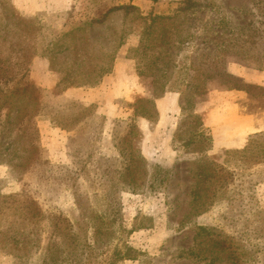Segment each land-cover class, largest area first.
<instances>
[{"label":"rangeland","instance_id":"374dc122","mask_svg":"<svg viewBox=\"0 0 264 264\" xmlns=\"http://www.w3.org/2000/svg\"><path fill=\"white\" fill-rule=\"evenodd\" d=\"M138 1L144 0H0L4 20L38 23L36 47L22 50L21 63L48 100L34 120L49 166L44 172L38 164L24 171L16 166L13 172L0 162V264H264V164L241 168L229 157L235 149L211 152L203 138L207 127L203 137L184 143L197 132L192 101L204 100L209 89L243 86L228 64L264 67V0H149L155 1L150 12ZM14 24L28 44L33 28ZM130 33L139 35L125 54L136 87L122 88L124 94L112 100L74 99L79 87L97 90ZM52 37L75 44L51 69L41 56ZM75 50L86 52L85 63H73ZM95 60L103 71L94 86L56 93L61 71L70 75L74 68L73 78H79L78 70ZM45 64L56 78L50 88L31 78L45 75ZM244 87L256 101L248 109L261 110L264 88ZM169 92L179 94L181 111L165 126L154 98ZM3 118L0 152L17 149L27 156L30 134L16 132L17 120L13 126ZM133 156V189L112 188L117 176L101 189L102 159L115 168ZM207 159L224 166L223 173L239 175L210 204L211 190L200 183Z\"/></svg>","mask_w":264,"mask_h":264},{"label":"trees","instance_id":"16d2710c","mask_svg":"<svg viewBox=\"0 0 264 264\" xmlns=\"http://www.w3.org/2000/svg\"><path fill=\"white\" fill-rule=\"evenodd\" d=\"M108 12L109 10L105 12L103 16H106ZM4 16H6V14H4L3 11L0 13V117L4 114L3 120L8 122V124H13V126L16 124L15 122L17 120V126H15V130H17L16 132L21 130L24 134H30L29 136L31 138L28 140V148L25 151L27 156L21 154L17 149H12L7 154L0 152V162L5 163L13 172L15 170L14 167L16 166L23 167L22 171H24L26 169L30 170L37 164L39 165V170L44 172L49 166L47 160H42L41 158L42 149L39 145V135L34 119L48 106V100H45L42 97L45 89L40 86H34L29 82L28 74L30 67L27 68L21 63L24 58L22 50L26 46H29L32 49L36 47L37 35L34 30L37 28L38 23L35 24V21L32 18H18L13 20L8 17L4 20ZM3 20L4 23L2 22ZM13 22L21 24V26L28 25V27L30 26L33 28V31L30 32L31 36L28 37V44L27 41L21 38V30L19 28H13L15 27ZM94 22L95 21H90L87 25H92ZM48 39L45 47L46 52L41 57L49 60L50 68L52 69L54 68L53 65L55 60L59 58L66 59L67 55L64 53L67 52L70 54L72 50L74 51V49H70V47L72 44H75V39L71 38L69 41L62 40L61 37H52ZM6 50H8L7 53ZM47 52H49V54H47ZM83 53L86 52L79 54V52L75 50V53L71 55L73 63L77 66L86 62L84 60V55H82ZM31 59V55L27 57V61H30ZM87 65L86 70H83L82 68L78 70L80 75L79 78H73V74L76 73V69L74 68H70V75H68L67 71H61V77H59V80L56 83V93L60 94L70 86H94L98 82V79L96 80V78L102 74L103 67L100 66L96 60L92 66L89 64ZM8 99L11 100V102H8ZM188 99H190V97H187L186 102H188ZM7 103H10L9 107L7 106L8 108L5 113L1 112V109L6 106ZM193 105L194 101H192L191 109L193 108ZM182 107L183 110H185V107ZM191 117L195 119L193 127L196 128L197 132L192 136V139L189 138L184 142L186 145L192 142L194 143V137H203V133L206 130L200 116L193 112V110H191ZM26 135L27 134H25V136ZM15 136L18 135L16 134ZM203 138L206 140V146H211V135L208 134V136H204ZM229 153H231L229 157L235 156L239 162V167L241 168L249 169L254 163L264 164V133H254L248 139L247 144L243 148L229 151ZM135 159L137 160L138 158L133 156L130 159L125 160L123 166L115 168H111L109 159H102V162H104L102 165H104V167L101 166L98 174L99 176L97 177L98 180L101 181L99 183L101 189L107 188L109 185V182L107 181L112 180L115 176H117L116 179H118V182H113L111 184L112 188L114 187L123 190L133 189L131 184L135 182L131 179L130 173ZM18 160H22L23 162L17 163ZM227 161L228 159L225 162ZM205 164L206 166L202 167L200 171V174L203 176L200 183H206V187L211 190V196L209 197L210 202H208V204H210L218 198V193L230 183V185H234L235 182L232 181H234L235 178H238L239 175L236 176L234 171H227L226 174L223 173L225 167L209 159L205 161ZM216 168L218 169V172H220L219 174H217ZM16 171L18 172V170ZM239 185L240 186L237 187V192L240 191L242 183ZM199 196L200 195L197 194V197Z\"/></svg>","mask_w":264,"mask_h":264},{"label":"crops","instance_id":"0c3cea01","mask_svg":"<svg viewBox=\"0 0 264 264\" xmlns=\"http://www.w3.org/2000/svg\"><path fill=\"white\" fill-rule=\"evenodd\" d=\"M153 2L155 1L144 0L135 2V4L141 11H147L149 8L150 12L153 10ZM124 42L121 57L115 61L112 72L102 78L97 90L86 93L82 91V87H79L81 92L75 95L74 99L87 103L102 101L105 98L112 100L114 97H120L124 94L122 88L128 90V88L136 87L139 80L134 73L131 59L127 58L125 54L127 49L138 45L139 35L130 33ZM45 65L43 71L45 75L38 79L37 74H31V78L35 84L50 88L55 85L56 78L49 76L48 64ZM227 72L237 77L243 86L209 89L207 97L204 100L196 101L192 108L193 112L201 116L203 125L210 131L211 152L241 149L246 145L250 134L264 129V104L259 111L248 109V106L256 101L249 96L244 87L246 84H253L264 88V67L256 69L255 66L231 63L227 65ZM127 80L132 82L131 86L126 85ZM105 87L109 92L104 91ZM70 89L71 87H68L62 91L61 96L71 93ZM91 89L94 90V88ZM101 90L106 93L102 94ZM154 102L159 122H165V126L170 125L168 119L174 117L175 114L178 115L181 111L180 96L177 92H169L165 96L156 97Z\"/></svg>","mask_w":264,"mask_h":264}]
</instances>
